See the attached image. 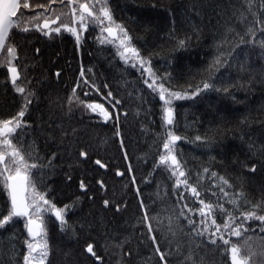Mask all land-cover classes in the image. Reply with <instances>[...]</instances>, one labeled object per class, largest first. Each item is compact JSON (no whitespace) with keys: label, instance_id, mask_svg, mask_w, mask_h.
<instances>
[{"label":"trees","instance_id":"16d2710c","mask_svg":"<svg viewBox=\"0 0 264 264\" xmlns=\"http://www.w3.org/2000/svg\"><path fill=\"white\" fill-rule=\"evenodd\" d=\"M28 2L33 7L20 8L17 16L42 14L34 21L38 24L45 17L59 16L52 29L68 24L80 35L77 43L63 28L51 36L32 25L27 33L11 30L6 43L16 48L13 64L20 74L16 85L25 88L24 94L16 91L7 66H0V122L16 117L24 109L25 96L32 93L24 109V126L12 139L29 162L38 163L29 176L36 191L63 209L64 225L51 211L42 213L45 235L38 240H47L45 264H231L232 244L251 257L249 264H264L261 221H246L249 230H242L239 237L222 227L213 237L216 245L208 242L215 231L211 220L209 231L196 236L192 229L204 228L201 217L183 206L198 209L200 204L183 184L176 188L170 166L160 164L168 133L178 135L174 154L201 199L222 203L233 216L256 205L257 214H264V0ZM39 3L50 4V10L35 7ZM81 3L95 9L94 17L85 16L86 28L76 19ZM102 5L114 23L109 25L103 16V23L92 22ZM116 25L127 32L139 58L130 53L127 62L121 58L123 33ZM105 26L117 30L116 41L102 31ZM140 59L147 62L157 85L190 97L173 99L172 125L164 121L165 104L148 86L153 77L141 68ZM217 59L220 64L214 63ZM85 79L94 87L84 85ZM204 83L212 86L203 89ZM197 90L199 94L193 95ZM89 103L103 105L111 118L105 120L99 110L88 109ZM218 177L231 185H223L227 198L219 186L212 187L220 184ZM32 195L28 187L27 199ZM228 199H236L238 205ZM10 207L8 191L0 184V219ZM181 211L197 224L189 225ZM214 214L217 224L226 219L219 208ZM26 222L13 217L0 228V264H23L25 241L32 239ZM221 235L228 245L218 238ZM89 244L95 256L86 251ZM189 254L192 260L186 259Z\"/></svg>","mask_w":264,"mask_h":264},{"label":"snow or ice","instance_id":"6c2138e0","mask_svg":"<svg viewBox=\"0 0 264 264\" xmlns=\"http://www.w3.org/2000/svg\"><path fill=\"white\" fill-rule=\"evenodd\" d=\"M57 0H51V3H56ZM63 2V0H61ZM75 0H69V4H74ZM33 5H31L28 0H0V53L6 51V55L0 56V66H7V72L11 74V82L14 86H16V91L24 94L25 88L22 86L16 85L17 80L20 78V74L17 70V66L13 64V61L18 58L16 48L14 45L10 43H6L9 40L10 32L13 28L18 29L21 32H29L31 29L29 25H32V28H34L36 31L42 32L43 35L51 36V33L54 31L56 34H60L61 28L64 30L70 32L72 35L76 37L77 43L80 42V35L76 28L69 26L68 24L59 25L54 29H49L48 31H44L45 28H49V21L51 20V23L56 24L60 17L56 16L55 18L52 17H45L43 20V25L34 23V21L40 20L42 14H36L34 16L28 17L25 16L24 13H20L19 16H17L18 10L20 8L23 9H30ZM35 7L43 8L45 12H48L50 10V4L45 3H39L36 4ZM80 14L78 16V19L81 22V28H86V25L83 23L85 20V13H87L88 17H93L95 13V9L92 5L87 3H81L79 4ZM72 14L75 18V14L77 12V9L73 7L71 9ZM101 16H103L104 19H106L109 22V25L111 23H114L112 21V16L110 11L107 9L106 5H102L100 9V14L95 15V19L92 22H99L103 23L101 20ZM13 17H16L14 20ZM75 22V19H74ZM116 29H118L121 33H123V39H120L119 46L123 49L119 54L122 59H125V62L128 61V54L130 53L133 57L139 58V52L134 48L131 47V45L128 43L130 38L127 35V32L120 26L116 25ZM102 31L108 32L109 36H112L115 38V32L114 29L111 26H105ZM111 42V41H110ZM180 44L183 45L184 41H180ZM215 64H220L221 61L217 59ZM147 64L146 61L143 59H140V66L141 68H144L145 71L149 73L150 77L152 78V83H150L148 86L153 89V91L158 92L159 99L164 102L165 108H164V121L166 124L171 125L173 123V109L171 108V104L173 99L179 100V99H185L190 98L186 94H182L180 92H174L170 91L169 89L165 88L164 84L157 85L156 78H154L153 74L151 73V70L149 67H145ZM133 67H135V64H133ZM59 75V74H57ZM84 73L81 72V76L83 77ZM147 82V81H146ZM83 84L94 87L93 85H89V81L87 79L83 80ZM80 85L78 84L77 87ZM212 85L209 83L203 84V89H208ZM200 90H197L193 93V95H198ZM75 88L73 89V97H75ZM88 93L86 92L85 95ZM32 95L31 92H28L25 96V106L24 109H26L27 104L31 103L30 96ZM112 94L111 92L108 93V96L110 97ZM73 97L69 98V103H72ZM80 103H83V101H80ZM116 104L119 103V101H115ZM86 107L88 109H91L93 112H96L99 110V113L102 114L105 118V120L110 119L109 112L103 107L101 104H86ZM22 109L19 111L16 117L13 119H9L3 122H0V184L3 185V187L8 191L9 198L11 201V207L9 209V214L4 216L3 219H0V228H3L4 225L8 224L10 221H12L13 217H27V222L25 224V227L28 232V236L31 237V241L26 240L25 243L27 245L28 252L23 257V264H33V261H36L37 264H45V260L47 256L49 255L48 251V244L47 240L42 239L38 240L37 237H44L45 231H44V221L42 213L51 211L53 215H55L56 219L61 222V225H64V217H63V209H57L53 205L50 204V202L45 198L43 193L37 192L34 185H32L31 181L29 180V176L31 175V169L37 168L38 163L35 159L31 160L29 162V159H26V156L22 154L21 150L14 144L13 142V135L16 133L17 129H20L24 126L23 117L25 115V110ZM118 119V117H117ZM18 139V138H17ZM181 139L180 136L172 134L171 132L168 133V136L166 138V141L163 143V148L165 150L164 155L160 156V164L164 165L166 168H169L172 176L177 177L175 180V187L180 188V186L183 184L185 186V191H189L193 197L196 198V202L200 204V207L198 209H193L188 206V204H184V208L188 210L189 214H199L201 217L199 224L204 225V228L202 231H198L196 228H193L192 231L196 236H202L205 232L209 231L208 228V221L211 220V225L214 226L215 231H212L210 233L209 237V243L216 245L217 239L213 238L217 236V233L221 231V228L223 227L225 230H231L230 235L239 237L241 235V231H248L249 229L245 227V222L250 219H257L261 221L260 231L264 232V214H257L255 211V208L259 207L258 205L253 207V210L251 211H245L241 212L239 216H233L231 212H228L222 203L217 202H206L205 199H201V193L198 190L197 186L194 184H191L189 182L187 173L185 170H182L181 163L177 159V156L174 154V146L177 141ZM197 140H200V137L196 138ZM81 155H86L85 153H81ZM28 156H31V153L28 154ZM51 162L49 161V164ZM97 164L100 165V167H104L99 160L96 161ZM41 167L43 165H40ZM252 171H255V169H251ZM204 172L207 173L208 169L205 168ZM120 174V173H118ZM213 177H216V173H211ZM182 178V179H181ZM218 180L220 182L219 185L213 184L212 187L216 188L219 186L220 193L223 194L224 198L229 197V193L225 190L223 185H227L228 187H231L229 182L224 177H218ZM28 187H32L33 189V195L32 198L29 200L27 199L23 193L27 190ZM81 187L83 188L84 185L81 184ZM101 187H103V184H101ZM213 195H217V193L213 192ZM181 196V199L184 198L183 192L179 194ZM241 195V194H238ZM228 203H231L233 205H238V201L236 199H228ZM108 201H105V206H107ZM43 205H47L48 207L45 208ZM219 208L221 212H224L226 214V219L222 220L221 224H217L216 218H215V209ZM180 216H183L185 220H187L189 225H196L197 222L192 220L190 216H185V213L181 211L179 213ZM33 216H35V219H33ZM242 217V219H241ZM145 220L148 219L147 214H145L144 217ZM240 219V223L237 224L236 220ZM149 232H152V227L149 224L148 226ZM63 230V228H62ZM153 242L155 243V236L150 237ZM224 245L229 244V240L224 239L223 235L218 237ZM39 250V258L37 259L36 256H34V253H36ZM157 253H160L159 247L156 249ZM86 251L93 256H95V252L93 251V246L89 244L87 246ZM230 258H231V264H249L250 256H243L241 254V248L236 246L235 244H232L230 249ZM164 253H160V259L164 260ZM99 259V258H98ZM188 260H192L191 254L186 258ZM193 264H195V261H193Z\"/></svg>","mask_w":264,"mask_h":264},{"label":"water","instance_id":"95a60500","mask_svg":"<svg viewBox=\"0 0 264 264\" xmlns=\"http://www.w3.org/2000/svg\"><path fill=\"white\" fill-rule=\"evenodd\" d=\"M85 15H87V13H85ZM58 24V22L56 23V24H53V23H51V22H49V28H45L44 29V31H48L52 26H55V25H57ZM41 25H43V23L41 24ZM113 28V27H112ZM114 29V32H115V38H113L112 36H109V34H108V32H106V31H104L105 32V35L109 38V39H111V40H113V41H116L117 39H118V37H119V35H118V32H117V30L115 29V28H113ZM18 70V69H17ZM19 72V71H18ZM9 76H10V79H11V74L9 73ZM20 80V78L17 80V82ZM172 125V124H171ZM178 142V141H177ZM176 142V143H177ZM182 179V178H181ZM27 193H28V188H27V190L23 193V195L27 198ZM25 219H26V221H27V217H24ZM40 237H37V239H39ZM38 252V251H37ZM36 252V253H37ZM35 254V253H34ZM90 256H93L92 254H90V253H88ZM97 262H98V260H96Z\"/></svg>","mask_w":264,"mask_h":264},{"label":"rangeland","instance_id":"374dc122","mask_svg":"<svg viewBox=\"0 0 264 264\" xmlns=\"http://www.w3.org/2000/svg\"><path fill=\"white\" fill-rule=\"evenodd\" d=\"M86 16V15H85ZM76 17H78V16H76ZM54 27V26H53ZM52 27V28H53ZM52 28H50V29H52ZM0 139H2V137H0ZM34 255H36V257H37V259L39 258V250H38V252L37 253H35ZM33 264H37V262L36 261H33Z\"/></svg>","mask_w":264,"mask_h":264}]
</instances>
